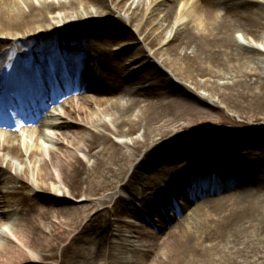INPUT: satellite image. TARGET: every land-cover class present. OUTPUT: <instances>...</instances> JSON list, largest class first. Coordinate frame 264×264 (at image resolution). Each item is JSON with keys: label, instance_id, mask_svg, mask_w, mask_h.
<instances>
[{"label": "bare ground", "instance_id": "6f19581e", "mask_svg": "<svg viewBox=\"0 0 264 264\" xmlns=\"http://www.w3.org/2000/svg\"><path fill=\"white\" fill-rule=\"evenodd\" d=\"M129 1L0 0V74L8 70L11 92L21 90L19 78L35 82L36 53L43 63H55L45 78H63L62 86L90 99L64 110L55 150L43 145L44 134L32 144L0 137V229L17 218L11 235L0 238V264H66L78 244L95 246L96 264H116L119 242L136 232L134 224L121 226L133 202L157 217L152 229L147 224L136 232L132 252L142 242L149 250L134 252L142 257L135 264H264V129L258 131L264 122V0ZM162 9L157 31L167 24L165 33L147 34L143 19ZM127 21L139 24L143 40L133 34V42H141L137 49L153 59L156 74H125L118 56L128 49L117 55L106 48L108 41L83 43L84 35L107 30L122 38ZM239 33L247 45L238 43ZM67 40L81 46L65 45ZM88 54L94 62L84 58ZM160 72L167 80H159ZM141 80L149 86L131 93L129 83ZM33 107L44 108L40 102ZM226 109L255 130L237 133L242 125L225 117ZM214 113L235 128L196 131L183 147L189 150L171 157L188 156L185 163L161 169V176L130 192L135 182L127 175L149 153L157 157L169 139L164 145H173L176 131L190 127L184 121L196 116L194 124L206 125ZM163 183L172 192L154 206ZM171 194L182 202L173 201L172 209ZM174 209L180 218L160 244L151 245L166 224L165 213ZM133 216L146 222L140 213ZM107 229L114 232L109 243L97 241Z\"/></svg>", "mask_w": 264, "mask_h": 264}, {"label": "rangeland", "instance_id": "374dc122", "mask_svg": "<svg viewBox=\"0 0 264 264\" xmlns=\"http://www.w3.org/2000/svg\"><path fill=\"white\" fill-rule=\"evenodd\" d=\"M133 0L129 1V4L132 2ZM136 2H143V0H136ZM146 7V6H145ZM166 8V7H165ZM164 8V9H165ZM164 9H162L161 11H157L155 14V16H148L146 18H144L143 20L145 21L143 26L145 27L144 29L147 30V34L153 35L161 26L159 25V22L161 21L162 17H163V11ZM153 14V15H154ZM116 19H121V14H117L115 16ZM99 20L101 21H106L105 18H100ZM106 25V24H105ZM105 25L103 27H105ZM139 25V24H138ZM138 25H134L131 24L129 21H127V30H126V34L124 37H118V36H114L113 34L110 33V30H107L101 34H93V35H84L85 40L83 41V43H90L93 40L98 41L99 44L103 41H108L107 43L108 46H106V48H108L109 50H111L113 52V54H117L121 52V50L124 49H128L126 52H124L123 54H119L118 57H120V59L122 60H118V62L120 63V65H124L126 72H124L125 74H130L133 71H139L142 70L144 72V74H149V73H153L156 74L158 72V69L156 68L155 65H153V59H151L148 54H145L144 51L141 52V50L139 51L137 49V47L139 48L141 46V42H133V39H135L134 35L137 37V29H138ZM151 25H153L152 27H150ZM167 29V24L165 25V27H163L162 29H160L159 31H157V33H165V30ZM134 34V35H133ZM78 35V34H76ZM71 37H74V34H71ZM114 38V39H113ZM137 38H139L140 40H143L142 37L138 36ZM74 39V38H73ZM100 39V40H97ZM113 39V40H111ZM68 41V40H67ZM162 42H164V39H161ZM245 44H241L240 41H238V43L240 45H247V41H244ZM68 44L71 43H78L77 41L72 42V41H68ZM165 43V42H164ZM81 46V43H78ZM163 44V43H162ZM164 45H158L157 50L161 48H163ZM140 49V48H139ZM78 52V50H77ZM36 55V53H34ZM80 55H84L85 53H81V49L79 51ZM93 54V52L91 53ZM149 58H148V57ZM85 57H89L92 59V62L95 61V57H91L90 54L85 55ZM162 64V62H161ZM159 76V80L162 81L164 79L167 80L166 76L160 72ZM133 79H138V78H133ZM175 81V79H174ZM135 82L137 81H133L130 82L128 87L132 88L133 91H136L139 89V87H148L150 84V81L147 80H141L139 82H141V85H135ZM177 82V81H175ZM179 83V81H178ZM137 84V83H136ZM181 84V83H180ZM195 113H192V115H194ZM225 117H229L235 120V122L239 125V128L236 129L237 133H247L250 131H254L255 127L251 125L249 126H244V124H241V118H243V116L237 114L236 112L230 111V110H225ZM193 120L191 121L190 119L188 121H184L187 122L186 124H188L187 129H181L176 131L177 134L173 135L172 137H176L174 138L176 139L174 144L171 146H166L164 144H166L168 141L173 140V139H169L168 141H165L163 143H161L158 147L159 150L157 151L158 156H151L149 153L147 155V157L145 158V162L142 161L136 168H134L133 170H131L128 175L127 178L132 180L133 182H135V184L132 187V191H130L131 193H137V183H139V185H146L147 182H149L151 179H154L155 177H159L161 176V169L166 168L167 170H169L170 168H172L174 165H179L181 163H185V160L188 156H179L177 159H172L171 157L179 150V153L182 152L180 151L181 149H185V151L189 150V148H183L186 147L188 145L187 141L192 137L193 133H196V131H202V129L204 127L206 128H223L225 130L227 129H234L235 126L229 125V124H223L220 120V117L217 113H214L213 115V120L212 122L204 125V124H194L198 117L193 116L192 117ZM183 124V123H182ZM190 124V125H189ZM251 128V129H249ZM264 129V122L261 123V127L260 129H258V131H261ZM52 136L54 138H56V133L52 132ZM139 139L144 140L143 139V135H139L137 136ZM189 138V139H188ZM47 148H52V149H57L55 144L53 143H47ZM165 148H167L166 153L163 156V152H161L162 150H164ZM252 150L249 148H243L242 152L245 150ZM165 159V160H164ZM201 164L206 165L207 163H211V162H200ZM203 167V166H202ZM182 179V178H181ZM157 182L161 183V179H159ZM161 186V184L158 185V188ZM160 191V190H159ZM114 192V189H111L107 192H102L99 197L97 196L98 200L102 199L105 197V194H109ZM180 202V201H179ZM154 205V203H153ZM138 211L143 212L140 204H138L137 202H133L130 205V208L128 210V212L122 216V222H121V226H123L122 228H125L124 226L126 225L125 223L128 224H134L136 225V232H139L142 223L138 220L135 219V217L133 216L134 213H138ZM186 211V210H185ZM188 211L185 212V214H187ZM169 216V215H168ZM17 219V218H16ZM145 224V223H144ZM173 224V220L171 221L170 219L167 218V222L165 225V228L163 230H161L158 233V240H153V243L151 245H155L156 244H160L164 238H166L167 232L168 230L172 227L171 225ZM151 227V226H150ZM134 232V234H129V233H125L126 237H123L122 239L126 240V242H119L121 244V247H119L117 249L116 252H118V258L116 259V264H124V262L127 263L128 260H125L126 257H129L131 255V259H129V264H134V262L136 260H140L142 259V257L135 255V253H130L129 249L130 245L132 246L133 243L137 240V233ZM112 233H114L113 231L111 232L110 230H103L100 234H98L96 236V240L97 241H101V239H106V241L108 239H110V236L112 235ZM128 236V237H127ZM128 240V241H127ZM130 240V241H129ZM158 241V242H156ZM107 243H109V241H107ZM149 248V247H148ZM148 250V249H146ZM97 250L95 248V246L90 245V244H81L79 246V244L77 245V249L74 252H71L69 254V258L66 261V264H96V262L94 261L95 258V254H96ZM217 258L224 260L226 258V256L224 254H218ZM182 264H204V263H198V262H194V263H186L183 262ZM208 264H213V263H208ZM221 264V263H218Z\"/></svg>", "mask_w": 264, "mask_h": 264}]
</instances>
